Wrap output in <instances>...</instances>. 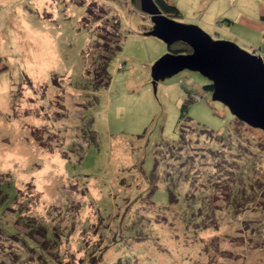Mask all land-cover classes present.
I'll return each instance as SVG.
<instances>
[{
	"label": "rangeland",
	"instance_id": "374dc122",
	"mask_svg": "<svg viewBox=\"0 0 264 264\" xmlns=\"http://www.w3.org/2000/svg\"><path fill=\"white\" fill-rule=\"evenodd\" d=\"M167 1L264 56V0ZM153 25L141 0H0V264H264V131L199 72L155 89Z\"/></svg>",
	"mask_w": 264,
	"mask_h": 264
},
{
	"label": "water",
	"instance_id": "95a60500",
	"mask_svg": "<svg viewBox=\"0 0 264 264\" xmlns=\"http://www.w3.org/2000/svg\"><path fill=\"white\" fill-rule=\"evenodd\" d=\"M141 9L154 23L150 35L171 46L183 42L192 53H167L153 66L157 81L183 70L199 72L213 85L212 98L239 120L264 130V58L236 43L215 39L200 26L178 22L164 14L155 0H141Z\"/></svg>",
	"mask_w": 264,
	"mask_h": 264
},
{
	"label": "trees",
	"instance_id": "16d2710c",
	"mask_svg": "<svg viewBox=\"0 0 264 264\" xmlns=\"http://www.w3.org/2000/svg\"><path fill=\"white\" fill-rule=\"evenodd\" d=\"M155 1L158 4V6L162 9V11L165 14H167L168 16L173 17V18L182 17L181 10L177 6L170 4L167 0H155ZM185 46H186L185 43L178 41L174 45L172 44L171 46H169L168 48L172 53H176V54L189 53V49H187V47H185ZM120 48H121V46H120ZM102 50H104V48H102ZM106 62H107V60H105V62H103V63H106ZM105 73H106V70H105ZM107 78H108V76H107ZM204 88L210 92H212L214 89L211 82L209 84L205 85ZM188 109H189V104L187 102H185V104L183 105V107L181 109L180 120H184L187 117ZM257 129H259V128H257ZM9 229L12 231V228H9Z\"/></svg>",
	"mask_w": 264,
	"mask_h": 264
},
{
	"label": "clouds",
	"instance_id": "9594fccd",
	"mask_svg": "<svg viewBox=\"0 0 264 264\" xmlns=\"http://www.w3.org/2000/svg\"><path fill=\"white\" fill-rule=\"evenodd\" d=\"M223 22V21H222ZM154 24V23H153ZM153 27V26H152ZM251 52V51H250ZM253 53H256V54H260V53H258V52H256V51H254ZM260 55H262V54H260ZM263 56V55H262ZM263 58H264V56H263Z\"/></svg>",
	"mask_w": 264,
	"mask_h": 264
}]
</instances>
